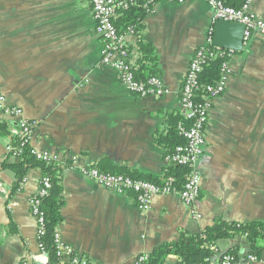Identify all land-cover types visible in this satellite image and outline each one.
Returning <instances> with one entry per match:
<instances>
[{
  "label": "crops",
  "instance_id": "crops-1",
  "mask_svg": "<svg viewBox=\"0 0 264 264\" xmlns=\"http://www.w3.org/2000/svg\"><path fill=\"white\" fill-rule=\"evenodd\" d=\"M251 10L264 20V0H252ZM213 19L206 0H160L149 9L143 39L153 45L158 75L170 93L142 98L125 88L116 69L101 64L103 42L89 0H0V89L6 103L21 107L34 123L31 147L58 156L64 200L58 231L72 254L92 264H139L141 255L176 240L183 230L201 232L216 220L264 221L260 32L234 52L226 89L212 102L198 161L200 218L176 194L155 196L151 209L142 211L134 193L106 188L81 172L94 167L164 177L170 165L158 138L168 114L180 113L185 75ZM126 41L134 64L141 66L136 35L128 32ZM0 120L14 122L2 114ZM9 142V136L0 137V264H41L32 258L39 249L31 198L44 174L31 168L15 190V174L5 167L18 161L9 156ZM231 247L243 255L250 250L241 235L217 246L223 252Z\"/></svg>",
  "mask_w": 264,
  "mask_h": 264
},
{
  "label": "built area",
  "instance_id": "built-area-1",
  "mask_svg": "<svg viewBox=\"0 0 264 264\" xmlns=\"http://www.w3.org/2000/svg\"><path fill=\"white\" fill-rule=\"evenodd\" d=\"M95 20V31L103 42L101 64L116 69L121 77L125 88L142 98L162 97L170 93L169 87L160 76H152L147 80L138 79L134 71V62L126 41L127 33H120L117 29L114 18L116 11L120 7H128L130 3H136L137 0H89ZM145 6L149 9L160 0H144ZM175 3H183L186 0H167ZM214 9L213 23L218 20L243 24L245 26L244 44H247L255 32L264 34V20L257 17L251 10L252 0H245L242 7L235 8L225 4L224 0H206ZM132 33V32H129ZM214 26L209 32L206 44L201 46L195 52L187 73L185 75L183 87L180 93V113L185 118L191 120L190 125L183 122L179 124V134L185 142L176 146L169 154H166L168 165H178L187 167L189 174L186 183L182 189L173 185L172 176L165 179L164 183H154L144 179H135L129 175L121 173H111L102 171L98 168H83V175L96 180L102 186L115 189L120 193L132 192L136 196L137 205L142 211H149L152 205V199L158 195H178L181 200L190 207L194 218H200L199 198L201 194V178L198 169V161L204 153L206 145V127L209 118V112L212 102L215 98L222 95L226 89L228 77L230 75V59L235 50L216 47L212 44ZM224 59L221 75L218 82L214 85L202 86L200 74L203 68L212 60ZM200 101L196 98L202 92ZM0 114L8 117L16 123L12 128V133L22 136L20 147H13L11 142L7 144L8 153L12 157L19 158L24 145H31V134L34 123L29 121L21 107L8 105L6 96L0 89ZM31 154L38 160L55 163L58 156L47 151H39L31 147ZM25 181V179H24ZM40 189L31 198V212L35 217L38 230L37 242L39 254L32 256L38 263L48 261L47 253L44 250L42 238L45 235V216L40 209L41 198L46 196L51 188V182L43 178ZM55 245L57 256L61 260L67 258L69 264H90V260L81 255L72 254L69 246L61 239V235L56 230ZM147 259V254L138 258V263L143 264ZM249 262H264V257L256 255H247L242 258ZM238 258L235 255L225 254L221 256L216 264H234ZM241 260V259H240ZM23 264H30L23 262ZM192 264H214L210 259L206 261L194 262Z\"/></svg>",
  "mask_w": 264,
  "mask_h": 264
},
{
  "label": "trees",
  "instance_id": "trees-1",
  "mask_svg": "<svg viewBox=\"0 0 264 264\" xmlns=\"http://www.w3.org/2000/svg\"><path fill=\"white\" fill-rule=\"evenodd\" d=\"M225 4L231 7H242L245 0H224ZM149 12L145 6L144 0H137L136 3H130L128 7H120L116 11L114 23L120 33L132 32L137 37V46L142 53L141 66L134 64V71L138 79L147 80L152 76L158 75V56L153 45L143 39L145 30L144 18ZM224 59L218 58L208 63L200 74L202 86L214 85L218 82L221 75V69ZM202 91V90H201ZM202 92L196 100L200 101ZM180 112V111H179ZM183 122L186 125L191 124V120L185 118L181 113L168 114L166 129L164 135L158 138L160 144L165 146L166 154L171 153L176 146L185 142L179 134V124ZM15 122H6L0 120V137L9 136L10 142L15 148L20 147L22 136L14 134L12 127H16ZM13 153V152H12ZM9 153V156H12ZM15 174L14 189L21 187L27 172L34 167L42 169L44 178L51 182V188L46 196L41 198L40 209L45 216V235L42 238L44 250L48 256V264H69L62 261L57 256L55 245V233L63 220L61 208L63 206V188L61 185L62 172L55 163H47L38 160L31 154V145H24L18 161L6 164ZM111 173H121L129 175L135 179H144L154 183L162 184L165 179L172 176L173 185L182 189L187 181L189 169L178 165H170L162 178L154 177L136 171L126 169H113ZM43 184V183H42ZM237 235L246 236L250 250L246 255L240 254L236 247H231L228 251H220L217 246L222 239H231ZM225 254L235 255L239 261L247 255H256L264 257V221H251L240 223L235 221L216 220L212 225L197 233L181 231L178 238L173 241L156 246L147 254V259L143 264H165L170 257L177 258L175 264H192L194 262L206 261L210 259L214 264L218 263L221 256ZM236 261V262H237ZM235 262V263H236ZM90 264H92L90 262Z\"/></svg>",
  "mask_w": 264,
  "mask_h": 264
},
{
  "label": "water",
  "instance_id": "water-1",
  "mask_svg": "<svg viewBox=\"0 0 264 264\" xmlns=\"http://www.w3.org/2000/svg\"><path fill=\"white\" fill-rule=\"evenodd\" d=\"M243 24L218 20L214 25L212 44L224 49H233L241 51L244 48Z\"/></svg>",
  "mask_w": 264,
  "mask_h": 264
}]
</instances>
